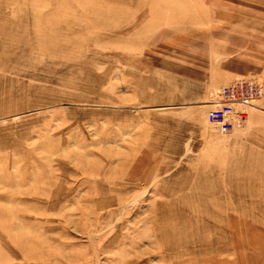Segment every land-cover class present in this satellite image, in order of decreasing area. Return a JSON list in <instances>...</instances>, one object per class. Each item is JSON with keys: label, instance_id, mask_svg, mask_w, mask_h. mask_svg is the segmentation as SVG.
Masks as SVG:
<instances>
[{"label": "rangeland", "instance_id": "374dc122", "mask_svg": "<svg viewBox=\"0 0 264 264\" xmlns=\"http://www.w3.org/2000/svg\"><path fill=\"white\" fill-rule=\"evenodd\" d=\"M205 15L0 0V264H264V94L209 117Z\"/></svg>", "mask_w": 264, "mask_h": 264}, {"label": "crops", "instance_id": "0c3cea01", "mask_svg": "<svg viewBox=\"0 0 264 264\" xmlns=\"http://www.w3.org/2000/svg\"><path fill=\"white\" fill-rule=\"evenodd\" d=\"M202 3L207 14L203 21V47L209 51L208 70L213 82L223 86L251 72L263 73L264 0Z\"/></svg>", "mask_w": 264, "mask_h": 264}, {"label": "built area", "instance_id": "2783aa9c", "mask_svg": "<svg viewBox=\"0 0 264 264\" xmlns=\"http://www.w3.org/2000/svg\"><path fill=\"white\" fill-rule=\"evenodd\" d=\"M263 94L264 86L260 81L238 78L219 88L213 107L208 113L209 117L216 121L226 120L229 114L242 118L244 117L243 109L253 106Z\"/></svg>", "mask_w": 264, "mask_h": 264}]
</instances>
